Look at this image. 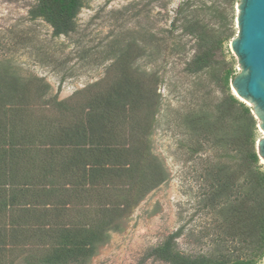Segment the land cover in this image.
I'll return each instance as SVG.
<instances>
[{
	"label": "trees",
	"instance_id": "1",
	"mask_svg": "<svg viewBox=\"0 0 264 264\" xmlns=\"http://www.w3.org/2000/svg\"><path fill=\"white\" fill-rule=\"evenodd\" d=\"M196 1L183 0L175 11L179 35L140 34L135 60L166 65L192 42L183 69L190 81L182 84L178 107L168 109L167 124L190 164L187 190L197 198L200 237L215 245L216 256L183 258L169 242L155 256L169 264H259L264 169L255 148L257 121L231 93L235 75L224 55L234 35L227 15L234 0L206 8ZM78 5L35 0L33 14L54 37L65 36L75 30ZM128 58L112 64L111 79L66 101L47 99L48 87L33 77L0 89V264L85 258L120 211L165 181L149 141L162 106L163 67L131 69Z\"/></svg>",
	"mask_w": 264,
	"mask_h": 264
},
{
	"label": "rangeland",
	"instance_id": "2",
	"mask_svg": "<svg viewBox=\"0 0 264 264\" xmlns=\"http://www.w3.org/2000/svg\"><path fill=\"white\" fill-rule=\"evenodd\" d=\"M216 1L222 0H197L195 4L201 3L206 8ZM182 2L79 0L74 32L54 37L49 24L33 14L35 0H0V89L4 91L13 85L20 87L33 77L48 87L47 99L66 101L107 76V80L111 79L112 64L123 54L129 57L131 69L139 67L150 72L163 67L160 71L163 82L158 88L162 106L149 141L152 154L165 169L166 179L137 203L120 211L104 236L91 245L89 254L69 264H169L155 256V250L167 242L183 258L216 256L215 245L200 237V219L195 213L197 198L187 190L190 164L185 163L183 151L176 150L177 143L167 124L168 109L178 107L182 84L190 81L183 69L193 54L192 42L187 43L180 58H172L166 65L161 60L156 63H150L148 58L135 60V44L140 34L146 39L152 35L165 38L170 35L168 32L180 34L179 29L173 28L178 26L174 22L175 11ZM237 3L234 0L227 9L233 38L237 31ZM206 13L207 20L209 12ZM224 52L228 68L233 75L238 74L240 69L229 44ZM1 100L7 98L3 96ZM257 125L258 121L255 131L258 140L263 134ZM193 191L196 192V186ZM14 264L25 263L19 258ZM259 264H264V256Z\"/></svg>",
	"mask_w": 264,
	"mask_h": 264
},
{
	"label": "water",
	"instance_id": "3",
	"mask_svg": "<svg viewBox=\"0 0 264 264\" xmlns=\"http://www.w3.org/2000/svg\"><path fill=\"white\" fill-rule=\"evenodd\" d=\"M236 35L229 42L239 72L230 81L232 94L252 108L263 136L255 144L264 165V0H238Z\"/></svg>",
	"mask_w": 264,
	"mask_h": 264
}]
</instances>
